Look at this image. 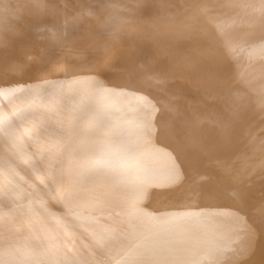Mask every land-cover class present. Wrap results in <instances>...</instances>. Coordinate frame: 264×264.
Returning a JSON list of instances; mask_svg holds the SVG:
<instances>
[{
	"label": "bare ground",
	"instance_id": "bare-ground-1",
	"mask_svg": "<svg viewBox=\"0 0 264 264\" xmlns=\"http://www.w3.org/2000/svg\"><path fill=\"white\" fill-rule=\"evenodd\" d=\"M0 264H264V0H0Z\"/></svg>",
	"mask_w": 264,
	"mask_h": 264
}]
</instances>
